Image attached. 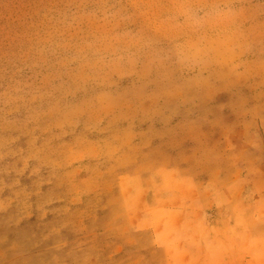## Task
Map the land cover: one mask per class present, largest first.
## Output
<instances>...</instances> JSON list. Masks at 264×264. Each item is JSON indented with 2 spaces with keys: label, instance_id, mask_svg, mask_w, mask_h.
Returning a JSON list of instances; mask_svg holds the SVG:
<instances>
[{
  "label": "rangeland",
  "instance_id": "1",
  "mask_svg": "<svg viewBox=\"0 0 264 264\" xmlns=\"http://www.w3.org/2000/svg\"><path fill=\"white\" fill-rule=\"evenodd\" d=\"M50 230L264 264V0H0V236Z\"/></svg>",
  "mask_w": 264,
  "mask_h": 264
},
{
  "label": "crops",
  "instance_id": "2",
  "mask_svg": "<svg viewBox=\"0 0 264 264\" xmlns=\"http://www.w3.org/2000/svg\"><path fill=\"white\" fill-rule=\"evenodd\" d=\"M143 231H149L151 233L158 234L160 227H153V222L149 217L148 212L143 213ZM150 226V227H148ZM138 230V228H136ZM48 233V232H47ZM43 236L33 237L29 236L26 239H22L21 236H0V264H154L157 263L155 258L149 256V250L146 247L143 250V255L134 256L131 246L123 244L121 248L126 249L123 255L120 256H107L102 259L91 257L86 258L87 262L83 259L85 255H81V250L78 249L72 242L73 245H69L64 233L60 230L57 232H50ZM120 247V246H119ZM91 252L97 253L100 251L95 245H91ZM96 248V250L94 249ZM160 249L159 243H155L152 249ZM27 249V250H24ZM110 249L109 246L106 248ZM102 251L106 252L107 250ZM97 255V254H96ZM173 262V260L168 261ZM180 262V261H176Z\"/></svg>",
  "mask_w": 264,
  "mask_h": 264
}]
</instances>
